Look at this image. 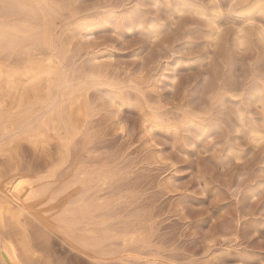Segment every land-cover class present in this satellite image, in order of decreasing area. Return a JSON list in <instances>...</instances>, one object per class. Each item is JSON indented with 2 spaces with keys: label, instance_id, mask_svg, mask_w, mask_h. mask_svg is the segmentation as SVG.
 <instances>
[{
  "label": "rangeland",
  "instance_id": "rangeland-1",
  "mask_svg": "<svg viewBox=\"0 0 264 264\" xmlns=\"http://www.w3.org/2000/svg\"><path fill=\"white\" fill-rule=\"evenodd\" d=\"M46 1L50 50L27 39L41 20L0 0V24L23 31V108L53 102L67 116L75 100L68 153L116 169L109 192L149 217L157 264H264V16L245 20L263 0ZM37 66L51 76L31 79ZM48 136L47 148L21 143L23 168L66 153ZM46 238L32 239L38 264L98 263Z\"/></svg>",
  "mask_w": 264,
  "mask_h": 264
},
{
  "label": "bare ground",
  "instance_id": "bare-ground-1",
  "mask_svg": "<svg viewBox=\"0 0 264 264\" xmlns=\"http://www.w3.org/2000/svg\"><path fill=\"white\" fill-rule=\"evenodd\" d=\"M5 1L13 2L18 13L41 20L39 30L27 34V39L31 46L50 50L54 32L48 21L53 12L48 2L32 0L33 6H26ZM245 14L246 21L255 14L264 16V0L247 7ZM20 33L23 31L0 24V264H38L32 239H43V248L47 233L53 232L59 233L71 250L98 263L157 264L148 251L149 217L132 214L127 206L122 208L123 198L109 192L119 177L116 169L88 166L78 151L68 153L69 141L81 134L78 121L71 116L75 100L66 109L67 116L62 115L61 104L56 108L53 102L28 104L27 108L21 105L23 76L13 59L21 51ZM51 73L50 67L43 71L37 66L31 79ZM154 117L148 121L150 128H160V117ZM51 131L59 139L65 138L62 146L66 153H61L60 145L56 163L23 168L19 161L21 143L47 148Z\"/></svg>",
  "mask_w": 264,
  "mask_h": 264
}]
</instances>
